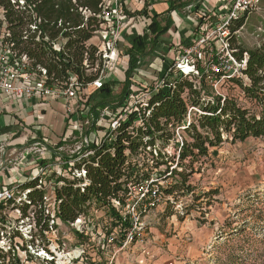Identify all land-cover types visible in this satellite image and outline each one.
Segmentation results:
<instances>
[{"label": "trees", "instance_id": "1", "mask_svg": "<svg viewBox=\"0 0 264 264\" xmlns=\"http://www.w3.org/2000/svg\"><path fill=\"white\" fill-rule=\"evenodd\" d=\"M20 1L0 0V33L6 31L9 34L3 38V42L13 45V50L18 54L27 55L35 66L44 68L50 79L49 85L62 86V83L74 77L77 87L82 90L96 81L103 62L97 47L90 40L105 23L103 13L108 8L104 1L23 0V5ZM172 8H175L174 5ZM140 15L147 17L146 9ZM158 18L154 16L147 28L153 36L152 48L172 26L170 20L162 25ZM244 25L245 17L233 24V38ZM131 44L127 51L130 68L120 97L122 103L128 92L129 78L137 72L140 59L152 52H145L142 37L135 38ZM190 45L185 42V46ZM233 49L238 60L247 57L243 74L249 83L235 78L230 84L235 83L240 88L255 110L241 106L234 99L213 96L204 83L202 91H205V97H202L190 81L173 78L175 88L164 87L149 98L150 115L144 118L143 127L136 129L133 136L126 130L131 124L129 122L135 118L131 116L117 130L115 140L110 143L102 140L89 148L93 152L91 155L82 154L75 166L77 169L85 168L86 181L66 178L59 172L53 173L51 180L55 184L57 218L63 224H72L87 217L94 209L106 212L112 219L122 220L121 210L116 209L113 201L124 206L126 186L131 180L145 179L153 169L166 166L165 171H160L166 182L175 176L181 179V183L167 185L162 191L166 200H171L175 189L187 183L189 176L195 172V165L209 157L211 149L228 141L244 142L250 138L264 140V40L253 49ZM186 90L187 97L184 98L182 96ZM113 93L114 87L103 83V87L91 99L94 109L100 108L101 111L107 107L113 100ZM189 107H195L201 113H196L197 118L187 125ZM180 126H186L182 149L178 155L168 156L164 149L170 145L175 129ZM145 138L147 141H144ZM154 149L158 150L157 157L154 156ZM149 155L153 157V163L149 162ZM37 183V180H29L20 184L22 191H28L27 201L21 210L27 214L33 207L37 236L42 238L44 232L56 227L43 209L44 193L37 189ZM123 219L126 223L124 229L127 230L128 219ZM117 224L120 226L122 221ZM32 243L36 244V240L33 239ZM40 246L48 249L45 245ZM0 264L21 263L13 253L2 254L0 251ZM261 264H264V260Z\"/></svg>", "mask_w": 264, "mask_h": 264}, {"label": "built area", "instance_id": "2", "mask_svg": "<svg viewBox=\"0 0 264 264\" xmlns=\"http://www.w3.org/2000/svg\"><path fill=\"white\" fill-rule=\"evenodd\" d=\"M103 1L108 10L103 13L105 23L95 36L98 37L99 42L97 45L92 44L91 40L94 37L90 40V43L97 47L98 55L101 56L103 62L100 76L96 81L82 90L77 87L74 77L62 83V86L49 85L50 79L44 68L35 66L27 55L18 54L13 50V45L3 42V38L9 35L4 31L0 33V96L11 97L17 102L53 98L79 100L86 89L90 87L101 89L107 75L109 61L118 49L124 24L119 0ZM20 3L23 5L24 1L22 0ZM263 7V0H227L223 13L218 14L217 11H211L208 19L214 18L216 21H213L206 29L194 32L190 46L179 44L174 47L175 56L172 64L163 76L140 91L136 92L132 88L120 108L113 110L106 107L101 110L99 123L104 127L102 138L96 135L82 136L80 140L75 141L70 149L60 148L57 151H51L45 143L37 142L24 151L25 157L37 154L41 159L39 161H43L38 174L30 175L27 181L37 180V189L44 193L42 206L45 213L50 216L52 225L57 228L59 223H62L57 218L58 204L55 196V184L51 180L53 173L59 171H49L53 167L48 166L45 160L52 158L58 169L63 167L62 172L59 173H62L66 178H79L86 181L85 168L77 169L75 166L82 154L91 155L93 152H90L89 148L99 144L102 140L108 143L115 140L117 130L123 123L129 121L131 116L135 118L129 122L131 124L126 130L129 135L133 136L136 129L143 127L144 118L150 115L149 98L164 87L175 88L173 78L190 81L193 83L194 89L201 92L202 97H205V91H202L204 83L214 91V96L225 99L226 96L219 93V88L222 85L235 78L247 79L243 74L247 65V57L245 56L243 60H238L235 57V50L231 42L233 39L231 27L239 19L243 17L246 19L249 15L261 11ZM241 95L243 96L242 92ZM182 97H187V90ZM196 113L201 112L195 107H189L186 117L187 125L193 122V116ZM185 129L186 126L175 129L173 140L164 149L166 155L172 156L180 153L185 139ZM144 141L147 139L145 138ZM157 155L158 150L154 149V156L157 157ZM152 160L153 157L149 155V162L153 163ZM1 166L4 164L2 163ZM159 170L153 169L149 172V177L145 179L130 181L126 186L127 198L123 207L118 201H113L116 209L121 210V215L133 223L132 228L136 230V234L138 230L142 229L138 228V226H142V220L166 204L167 200L162 191L167 186V182L161 177ZM20 184L13 182L0 187V251L2 254L13 253V256H16L21 264H36L39 259L47 263L54 260L53 254L56 253L39 245L33 207L27 211V214L21 210L27 201L28 191H22ZM80 219L74 223L80 222ZM56 228L44 232V235L48 236L49 233H54ZM34 232L36 233L34 234ZM130 238L134 239L136 235H132ZM33 239L36 240V244L32 243Z\"/></svg>", "mask_w": 264, "mask_h": 264}, {"label": "rangeland", "instance_id": "3", "mask_svg": "<svg viewBox=\"0 0 264 264\" xmlns=\"http://www.w3.org/2000/svg\"><path fill=\"white\" fill-rule=\"evenodd\" d=\"M263 40L264 7L246 17L244 27L231 42L235 49H253ZM243 82L249 83L247 79ZM206 89L214 96L210 87ZM219 93L255 110L235 83H225ZM119 94L117 88L112 104L119 102ZM88 123H92L91 118ZM45 163L53 167L49 171L63 170L52 158ZM165 170L166 166L159 171ZM179 182L180 177L175 176L166 185ZM170 199L142 220L137 234L130 221L124 229V216L122 220L112 219L94 209L78 223H59L54 233L38 236L39 245L56 253L54 260L45 263L39 259L36 264L262 263L264 140L228 141L211 149L209 157L195 165L194 174L175 189ZM132 235L137 239H131Z\"/></svg>", "mask_w": 264, "mask_h": 264}, {"label": "crops", "instance_id": "4", "mask_svg": "<svg viewBox=\"0 0 264 264\" xmlns=\"http://www.w3.org/2000/svg\"><path fill=\"white\" fill-rule=\"evenodd\" d=\"M226 2L227 0H119L124 22L122 37L118 42V49L109 61L103 82L114 87L113 99L117 88L120 89V94L119 102L114 104L111 102L107 107L116 110L122 104L120 97L126 73L130 68L127 51L132 47V40L142 37L145 52H152L140 59L137 72L129 78L127 95L132 88L136 92L140 91L160 78L172 64L175 56L174 47L179 44L185 46V42L191 43L194 32L206 29L216 21L214 18L208 19L209 13L211 11L223 13ZM144 9L147 17L140 15ZM154 16H159L158 20L162 21V25L170 20L172 26L165 35L158 38L152 48L153 36L149 34L147 28ZM98 40V37H94L91 43L97 45ZM97 92V89L90 87L83 92L79 100L53 98L32 99L27 102H17L11 97L1 95L0 187L13 182H26L30 175L38 174L43 161H39L41 159L37 154L27 157L24 155V151L34 143H45L51 151H57L60 148L70 149L84 134L86 135L83 137L96 135L102 138L104 127L99 123L101 111L100 108L94 109L91 103ZM90 118L92 123H88L89 127H84ZM2 163L4 166H1ZM58 171L62 172V168Z\"/></svg>", "mask_w": 264, "mask_h": 264}]
</instances>
